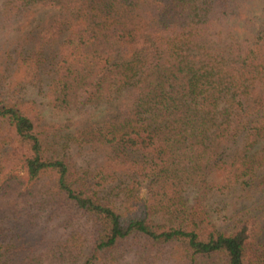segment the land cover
<instances>
[{"label":"trees","instance_id":"1","mask_svg":"<svg viewBox=\"0 0 264 264\" xmlns=\"http://www.w3.org/2000/svg\"><path fill=\"white\" fill-rule=\"evenodd\" d=\"M0 264H264V0H0Z\"/></svg>","mask_w":264,"mask_h":264},{"label":"rangeland","instance_id":"2","mask_svg":"<svg viewBox=\"0 0 264 264\" xmlns=\"http://www.w3.org/2000/svg\"><path fill=\"white\" fill-rule=\"evenodd\" d=\"M33 99L36 101L39 111L43 115L44 119L46 121H50L53 123H61L63 125H68L70 122L69 120L71 119L70 116H64V115H59L56 114L48 109V107L45 105L44 101L38 96H33Z\"/></svg>","mask_w":264,"mask_h":264}]
</instances>
